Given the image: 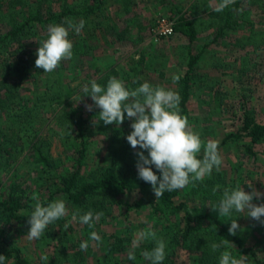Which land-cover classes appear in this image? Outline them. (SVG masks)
Wrapping results in <instances>:
<instances>
[{
  "label": "trees",
  "instance_id": "1",
  "mask_svg": "<svg viewBox=\"0 0 264 264\" xmlns=\"http://www.w3.org/2000/svg\"><path fill=\"white\" fill-rule=\"evenodd\" d=\"M3 1L7 6L5 11L13 13L7 26L0 29V254L5 255V264H33L19 245L10 240L9 231L17 225L28 224V217L37 202L32 199L34 195L46 206L56 192L68 205L80 209L81 214L88 210L102 211L104 215L100 220L109 214L120 215V210L128 213L127 216L139 210L148 213L160 224L157 236L166 242L163 264H219L220 251L225 249L213 252L211 244L221 239L234 243L235 248L230 249L233 256L244 254L248 264H264L256 239L249 232L238 231L237 235H229L230 222L205 205L214 198L213 187L220 181L219 172L195 186L190 184L181 190L165 192L155 200L151 185L138 178L136 162L124 157L123 140L117 145L114 144L115 138L104 137L107 153L96 159L93 167L82 165L86 150V122L93 116L85 109V103L89 104L91 98L84 96L78 101L71 96L73 93L79 96L81 92L68 84L66 71L79 72L75 76L80 74L79 81L83 86L96 80L106 87L109 78L116 77L128 87L127 84L134 86L142 81L140 69L135 70L136 76L130 81V75L118 73L113 65L104 69L92 65L90 69L89 65L80 64L79 68L73 64L70 69L69 60H64L52 73L35 67L36 50L39 42L47 36L48 25L63 23L66 18L83 19V32L95 31L99 36H108L110 41L123 43L126 41L120 40L125 32L139 20L138 8L148 0H0V11ZM240 2L235 0L222 12L220 29L232 25L225 15ZM15 4L20 7L13 10ZM170 5L173 30L184 35L188 44L192 43L197 36L193 21L181 10L179 3L171 2ZM258 22L264 23V16L258 17ZM70 37L73 52L91 47L82 42V35L70 32ZM196 58L197 54L189 53L176 87L181 97V115L186 111L191 86L189 73ZM105 126L98 124L95 128L109 129L117 125ZM39 127H43L41 131ZM57 128L65 134L63 145L77 152L74 162L62 169L56 168L54 158L48 154V133L59 134L60 130L55 132ZM243 138L251 143L264 138V121L257 119L254 111L244 106L235 130L225 133L219 143ZM249 146L245 144L246 149ZM202 156L200 153L198 158ZM153 171L157 170L153 167ZM218 191H222L220 187ZM195 197L203 201V207L198 209L190 203ZM77 222L80 223L78 219ZM100 236L104 237L102 248L112 252L113 256H106L110 264H149L140 253L145 249L150 251L155 246L154 241L142 243L136 249L135 262H132L127 260V252L132 248L134 237L115 234L108 229Z\"/></svg>",
  "mask_w": 264,
  "mask_h": 264
},
{
  "label": "rangeland",
  "instance_id": "2",
  "mask_svg": "<svg viewBox=\"0 0 264 264\" xmlns=\"http://www.w3.org/2000/svg\"><path fill=\"white\" fill-rule=\"evenodd\" d=\"M171 2L179 3L181 6V0H166L163 3L148 0L145 5L142 4L138 8L139 12L135 13L139 17V22L135 21L137 18L134 15L133 19L137 24L125 32L124 38L120 40L126 41L123 43L110 41L108 36H99L95 31H82L79 34L84 38L82 42L91 47L87 49L83 47V51H74L73 58L68 61L69 68L71 69L73 64L79 65V68L80 64L89 65L90 69L92 65L101 69L113 65L118 73L130 75V81L136 76L135 70L140 69L143 74L142 81L134 86L127 84L129 89H135L140 83L147 81L153 86L176 91L180 80L174 83L173 75L182 76L189 53L197 54L189 73L191 86L183 116L187 117L191 129L200 134L202 141L205 143L208 140L219 141L225 133L234 131L239 124V114L243 106L252 109L256 118L264 121V23L258 22V17L264 16V0L241 1V6L235 7L231 19L229 18L232 21V28L218 31L215 29L220 27L223 21L222 12L207 13L202 8L198 11L187 8L185 14L199 29L191 44L187 43L185 36L179 31L173 30L171 34L161 36L153 30L156 17L166 16L172 20ZM19 5L15 4L13 10L18 9ZM6 9L3 1L0 29L6 27L13 17V13L5 11ZM206 27H212V30L200 32ZM78 47L81 48V44H78ZM78 73L74 70L66 71L65 79L67 76L68 84L81 92L83 83L79 81L80 74L75 76ZM73 95L76 99L80 97L74 93L71 96ZM83 98L84 96L81 101ZM88 100L91 104L92 101ZM98 111V108H94L91 111L93 116L86 122V150L82 165L87 168L93 167L96 159L107 153L104 137L115 138L114 144L117 145L123 140L126 149L124 157L136 162L134 150L126 140V135L131 131V121L125 119L120 126L109 128L110 130L108 128L96 130L91 121ZM99 125L106 127L102 121ZM42 128L39 127L40 131ZM55 132L59 134L48 133L50 136L48 154L54 158L56 168L62 169L74 162L77 152H72L70 146L63 145L65 134L60 128L55 129ZM245 144L250 145V148L246 149ZM219 151L223 163L219 171L220 181H217L213 188L219 185L222 191L219 192L217 189L213 193L214 198L208 204H217L225 187L235 188L239 184L245 191H250L245 184L250 181L258 191L264 192V138L253 143L248 142L246 138L227 139L219 143ZM217 173L213 170L212 175L216 176ZM57 199H63L59 192L54 194L52 201ZM202 202L196 197L190 200L198 209L203 207ZM262 202L264 200H254V203ZM66 206L70 213L75 209L67 203ZM122 211L120 210V215L109 214L92 228L76 223L77 220L73 221L71 215L66 216L50 225L39 240L31 242L27 240L29 224L17 225L9 231L10 240L19 245L33 264H110L106 256L113 255L102 248L104 237L101 236L102 241L97 245L95 241L90 240L92 231L100 235L108 229L115 234L132 236L134 240L140 230L149 226L157 235L161 230L160 224L143 210L130 212L129 216ZM215 212L218 214V211ZM222 218L228 220L226 217ZM232 219H236L241 226L240 233L249 232L256 239L258 251L264 256V225L241 213H234ZM66 223L69 224L68 229L63 227ZM81 241H88L87 251L80 249ZM44 256L49 257L48 261L42 259ZM65 258L66 260H63Z\"/></svg>",
  "mask_w": 264,
  "mask_h": 264
},
{
  "label": "clouds",
  "instance_id": "3",
  "mask_svg": "<svg viewBox=\"0 0 264 264\" xmlns=\"http://www.w3.org/2000/svg\"><path fill=\"white\" fill-rule=\"evenodd\" d=\"M234 3L235 0H212L209 7L220 13ZM84 25L83 19L74 21L71 18H66L63 23L48 25L47 36L39 42L36 50L35 67L43 69L45 73H52L60 66L61 61L71 60L73 42L68 38L69 33L81 34ZM180 79V74L172 77L174 83ZM81 93L78 101L82 96L91 98V104L85 103L87 111L99 109L91 121L93 127L101 121L104 125L119 126L125 119L131 121V131L126 135V140L136 156L137 176L151 185L155 200L165 192L181 190L190 184L195 186L197 182L210 177L213 170L220 171L223 160L219 141L208 140L205 143L200 134L191 129L187 117L180 114L181 97L178 92L153 86L147 81L140 83L135 89H129L124 81L111 77L106 87L92 80L90 85L85 84L81 88ZM202 151V158H198ZM153 167L157 171H153ZM245 184L250 191H245L239 184L235 188L225 187L217 204H205L211 210L218 211V216L228 218V233L232 236L237 235L241 228L237 220L232 219L234 213H241L264 225V202L254 203V200H264V192L258 191L251 181ZM218 188L219 185L213 188V192ZM32 199L37 202L27 221V240L30 242L39 240L50 225L66 216L71 215L73 221L78 219L81 224L92 228L104 215L102 211L94 213L92 210L81 214L80 209H74L70 213L63 199L52 201L46 206L35 195ZM63 227L68 229L69 224L66 223ZM90 240L99 245L102 237L92 231ZM149 240L154 241L155 246L150 251L142 250L140 255L149 264H163L166 242L157 236L151 226L136 234L132 248L127 252V260L135 262L136 249ZM79 247L82 251H87L88 241H81ZM232 248L235 245L228 239L211 244L213 252L225 249L220 251L219 264H248L247 256H233L230 251ZM48 258L42 257L46 261ZM5 262V255L0 254V264Z\"/></svg>",
  "mask_w": 264,
  "mask_h": 264
},
{
  "label": "crops",
  "instance_id": "4",
  "mask_svg": "<svg viewBox=\"0 0 264 264\" xmlns=\"http://www.w3.org/2000/svg\"><path fill=\"white\" fill-rule=\"evenodd\" d=\"M242 2H243V0H241ZM184 2V3H183ZM210 2H212V0H181V6H182V8H181V10H184V11H186V9L188 8V10H191L192 9V11H195V10H199L200 8H202V9H204V10H202V12L204 11V12H207V13H213V11H212V9H211V7H209V4H210ZM242 2H240V3H238V6L240 5L241 6V3ZM231 6V5H230ZM235 9V8H234ZM234 9L232 10V9H230V12H229V14L227 15V13H226V15H225V17H227L228 19L230 18L231 19V16L233 15V12H234ZM232 10V11H231ZM189 18V17H188ZM229 19V21H231ZM232 22V21H231ZM194 24V23H193ZM232 24V23H231ZM194 27H195V29H196V32L197 31H199V29H197V27H196V25L194 24ZM212 27H206V28H204V29H202L200 32H208V31H210V30H212L211 29ZM232 28V25L230 26V27H222V29L224 30V29H231ZM220 29V27H217L215 30L216 31H218ZM222 30V31H223ZM201 34V33H200ZM196 38V37H195ZM187 41V40H186ZM188 43V42H187ZM189 44H191V43H189Z\"/></svg>",
  "mask_w": 264,
  "mask_h": 264
},
{
  "label": "built area",
  "instance_id": "5",
  "mask_svg": "<svg viewBox=\"0 0 264 264\" xmlns=\"http://www.w3.org/2000/svg\"><path fill=\"white\" fill-rule=\"evenodd\" d=\"M153 30L157 35L161 36L171 34L173 31L172 20L166 16L156 17Z\"/></svg>",
  "mask_w": 264,
  "mask_h": 264
}]
</instances>
